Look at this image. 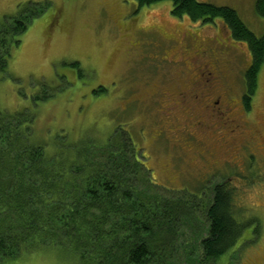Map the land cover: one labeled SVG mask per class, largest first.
Masks as SVG:
<instances>
[{
    "label": "rangeland",
    "instance_id": "374dc122",
    "mask_svg": "<svg viewBox=\"0 0 264 264\" xmlns=\"http://www.w3.org/2000/svg\"><path fill=\"white\" fill-rule=\"evenodd\" d=\"M201 1L230 6L256 35L264 32V18L256 13L255 0ZM28 2L43 5L44 10L11 50L7 74L0 78V110L33 112L36 142L65 134L70 141L86 138L103 145L109 136L124 133L140 150L142 162L161 190H185L210 200L213 185L226 180L235 187L234 203L242 209L241 215L258 218L260 233L239 257L227 253L221 263L264 264V61L242 132L227 137L239 149H228L214 133L201 136L199 132L203 157H198L197 150L179 149L172 139L156 134L158 104L148 96L161 87L173 88L174 81L189 80L206 55L224 67L221 75L225 77L219 82H229L236 90L232 111L241 109L250 51L243 42L233 40L221 22L215 25L218 18L212 25L174 16L170 0L142 7L134 0H0V24ZM157 29L166 41L181 42L167 53L175 60L183 49L185 65L169 63L160 71ZM99 86L104 90L93 93ZM45 92L51 96L35 99ZM249 137L253 147L240 146ZM250 231L251 226L246 229ZM0 264L76 261L51 249Z\"/></svg>",
    "mask_w": 264,
    "mask_h": 264
},
{
    "label": "trees",
    "instance_id": "16d2710c",
    "mask_svg": "<svg viewBox=\"0 0 264 264\" xmlns=\"http://www.w3.org/2000/svg\"><path fill=\"white\" fill-rule=\"evenodd\" d=\"M134 1L142 7L162 0ZM170 2L172 15L218 18L234 40L247 44L242 103L248 110L264 61V32L256 35L227 5ZM43 10L28 2L0 24V78L19 35ZM255 11L264 18V0H255ZM34 118L27 108L0 110V263L57 249L76 264H222L225 254L239 257L258 238V218L241 215L226 180L213 185L210 200L161 190L126 134L115 133L103 145L65 134L36 142Z\"/></svg>",
    "mask_w": 264,
    "mask_h": 264
},
{
    "label": "flooded vegetation",
    "instance_id": "af4514ba",
    "mask_svg": "<svg viewBox=\"0 0 264 264\" xmlns=\"http://www.w3.org/2000/svg\"><path fill=\"white\" fill-rule=\"evenodd\" d=\"M220 22L231 37L230 29L221 20L216 23L213 20L205 22V24L213 25L215 23L216 25ZM157 32L160 36L158 43L161 44L162 56L158 65L159 69H161L160 71L168 68L169 63H175V65L178 64L180 66L185 65L187 57L186 54L184 55L183 49H180L182 54L179 59L173 60L167 53L173 44L177 45L178 43L181 45V42L171 39L166 41L159 29H157ZM244 44L246 43L244 42ZM203 56L205 61L202 66L197 67L196 72L192 73L193 76L189 80L182 83H175L174 81L175 86L173 88L168 86L161 87L148 96L149 100L158 104V109L156 110L159 112L160 125L156 134L159 137L165 136L167 139H172L173 144H176L175 146L179 149L197 150L198 157H203V139L201 140L196 135L199 132L201 136L214 133L219 140L227 145L228 149L238 150L239 147L237 149L234 141H229L227 137L242 132L244 127L243 120L245 113L247 114V109H245L243 103L241 104V109L232 111L236 90L229 82H219L225 77L221 75L224 67L217 66L212 59H208L206 55ZM133 100L139 101L136 97ZM242 110L243 112H241ZM249 138L242 141L240 146L250 145L252 148L253 141L251 140H253V137ZM208 147L206 148L207 152L210 151ZM211 155L213 156L214 153L211 152ZM225 163H229V161Z\"/></svg>",
    "mask_w": 264,
    "mask_h": 264
}]
</instances>
